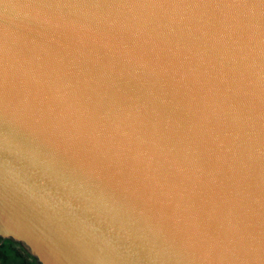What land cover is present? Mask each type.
<instances>
[{
    "label": "water",
    "instance_id": "water-1",
    "mask_svg": "<svg viewBox=\"0 0 264 264\" xmlns=\"http://www.w3.org/2000/svg\"><path fill=\"white\" fill-rule=\"evenodd\" d=\"M40 264H264V0H0V238Z\"/></svg>",
    "mask_w": 264,
    "mask_h": 264
},
{
    "label": "trees",
    "instance_id": "trees-1",
    "mask_svg": "<svg viewBox=\"0 0 264 264\" xmlns=\"http://www.w3.org/2000/svg\"><path fill=\"white\" fill-rule=\"evenodd\" d=\"M0 264H40L19 242L0 238Z\"/></svg>",
    "mask_w": 264,
    "mask_h": 264
},
{
    "label": "snow or ice",
    "instance_id": "snow-or-ice-1",
    "mask_svg": "<svg viewBox=\"0 0 264 264\" xmlns=\"http://www.w3.org/2000/svg\"><path fill=\"white\" fill-rule=\"evenodd\" d=\"M6 239H7V240H9V239L11 240L12 238H11V237H9V238H6Z\"/></svg>",
    "mask_w": 264,
    "mask_h": 264
}]
</instances>
